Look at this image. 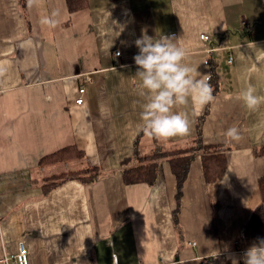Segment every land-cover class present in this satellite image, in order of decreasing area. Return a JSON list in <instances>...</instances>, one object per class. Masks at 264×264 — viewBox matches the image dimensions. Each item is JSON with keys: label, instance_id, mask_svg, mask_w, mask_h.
I'll return each mask as SVG.
<instances>
[{"label": "crops", "instance_id": "1", "mask_svg": "<svg viewBox=\"0 0 264 264\" xmlns=\"http://www.w3.org/2000/svg\"><path fill=\"white\" fill-rule=\"evenodd\" d=\"M53 11L57 26L42 25ZM144 30L174 36L198 72L216 75L211 104L199 113L191 103L174 109L188 113L186 137L160 141L136 128L133 57ZM0 65V258L24 241L30 264H115L114 255L118 264H232L229 253L244 264L256 242L245 230L262 199L264 105L249 111L237 94L246 83L264 94V0H89L74 13L66 0H0ZM232 126L239 143L224 135ZM69 144L86 156L67 169L98 166L102 176L43 196L33 181L55 165L39 161ZM207 144L230 145L227 180L208 183L198 156L177 216L168 161L154 186L123 179L126 158L133 165L138 156Z\"/></svg>", "mask_w": 264, "mask_h": 264}, {"label": "clouds", "instance_id": "2", "mask_svg": "<svg viewBox=\"0 0 264 264\" xmlns=\"http://www.w3.org/2000/svg\"><path fill=\"white\" fill-rule=\"evenodd\" d=\"M27 2L31 7L38 0ZM58 15V12L53 11L50 15L42 17L40 23L55 28L59 22ZM178 41L174 36L164 34H158V38L150 37L146 30L142 31L141 37L135 41L139 50L133 57L137 66L135 77L139 80L138 95L142 100L136 128L155 140L167 141L186 137L190 133L188 113L174 109L191 103L199 113L215 100L213 85L210 84L211 75H202L197 70L198 66L188 62V51ZM31 45L32 41L27 40L21 47ZM6 70L5 66L0 65V76H3ZM237 99L246 109L253 112L264 105V94H259L256 86L251 83L245 84L238 92ZM224 135L236 143L243 139L241 130L236 126L229 127ZM226 180L225 173L220 182L224 183ZM18 247L22 250L24 244L21 243ZM219 255L221 253L217 251L215 257ZM226 258L231 260L232 264H239V259L234 253H229ZM240 259H243L244 264H264V238H257V241L243 252ZM19 260L20 264H25L23 256H20Z\"/></svg>", "mask_w": 264, "mask_h": 264}, {"label": "trees", "instance_id": "3", "mask_svg": "<svg viewBox=\"0 0 264 264\" xmlns=\"http://www.w3.org/2000/svg\"><path fill=\"white\" fill-rule=\"evenodd\" d=\"M68 10L74 13L89 6V0H66ZM70 23V21H68ZM211 83H217L216 75L212 76ZM142 135L140 133L139 137ZM138 137V138H139ZM230 145L226 144H207L196 146H182L167 151L152 153L150 155L138 156L133 165H129L130 158L122 162V176L127 184L148 183L154 186L164 175V162L168 161L177 181V208L175 214L182 207V197L185 182L190 174L191 167L195 159L200 156L205 179L208 183L219 181L227 173L229 160L227 150ZM264 152V150H262ZM260 152V153H262ZM258 154V152H257ZM86 153L76 144H69L55 150L52 153L44 155L39 161V167L55 165V170L44 174L42 178L33 181L41 184L43 196H48L53 190L64 185L69 180H77L83 184H92L97 182L102 176L101 169L98 166L84 167L77 169H56L58 164H67L68 162L84 158ZM261 193V202L254 209L251 219L246 227L245 234L255 241L257 238H264V175L259 180Z\"/></svg>", "mask_w": 264, "mask_h": 264}, {"label": "built area", "instance_id": "4", "mask_svg": "<svg viewBox=\"0 0 264 264\" xmlns=\"http://www.w3.org/2000/svg\"><path fill=\"white\" fill-rule=\"evenodd\" d=\"M201 39L205 42H209L211 39H210V36L206 33H203L201 34ZM117 53L120 54L119 51H117ZM116 53V54H117ZM231 61V60H230ZM91 78L90 77H87V81H89ZM86 90L85 86H83L80 91L81 93H83L84 91ZM77 102L78 103H82L83 102V98L80 97L77 99ZM23 243L24 244V247L23 249L21 250L19 247L17 249V253L15 255H9L7 253H4V255H2V257L0 258V264H20V260H19V257L20 256H23L25 258V264H30V260H29V253H28V249H27V246L25 244L24 241H19L18 242V246ZM192 245H196V242H192L191 243ZM115 257V264H118L117 263V258H116V255H114Z\"/></svg>", "mask_w": 264, "mask_h": 264}, {"label": "rangeland", "instance_id": "5", "mask_svg": "<svg viewBox=\"0 0 264 264\" xmlns=\"http://www.w3.org/2000/svg\"><path fill=\"white\" fill-rule=\"evenodd\" d=\"M199 164V160L197 159L196 161H194L193 162V164H192V168H193V170L194 171H197V165ZM66 164H58V165H56V169H59V170H61V169H66ZM166 166H168V165H166ZM165 165H164V167H163V171L165 170V167H166ZM4 255V254H3Z\"/></svg>", "mask_w": 264, "mask_h": 264}]
</instances>
